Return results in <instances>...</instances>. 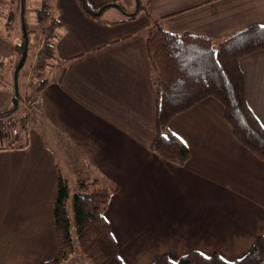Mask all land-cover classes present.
Wrapping results in <instances>:
<instances>
[{"label":"crops","instance_id":"obj_1","mask_svg":"<svg viewBox=\"0 0 264 264\" xmlns=\"http://www.w3.org/2000/svg\"><path fill=\"white\" fill-rule=\"evenodd\" d=\"M86 1L100 14L88 15L79 0H46L42 23L54 55L39 66L54 74L34 91L38 117L16 135L0 129V264H40L55 255L53 202L65 164L52 132L82 155L78 170L115 182L104 216L123 264H151L162 255L177 261L192 251L227 262L243 257L264 236V161L234 138L211 97L168 122L190 152L184 165L150 149L156 92L145 33L157 19L170 32L217 41L264 25V0H139L141 7L137 0ZM114 1V12L99 10ZM16 29L0 22L1 121L9 118L1 113H12L8 101L28 94L15 84L23 35ZM240 69L247 105L264 127V49L242 57ZM75 190L69 188L71 218Z\"/></svg>","mask_w":264,"mask_h":264},{"label":"trees","instance_id":"obj_2","mask_svg":"<svg viewBox=\"0 0 264 264\" xmlns=\"http://www.w3.org/2000/svg\"><path fill=\"white\" fill-rule=\"evenodd\" d=\"M79 2L88 15H95L86 0ZM108 6L112 5L103 4L99 10ZM47 10V2L43 0L41 7L35 10L38 22L48 19ZM24 13L25 7L22 24L28 37L32 30L25 22ZM133 17L134 13L129 14V18ZM15 47L21 56L25 47L23 36ZM145 48L156 92L155 135L150 145L154 153L177 165H184L190 158V152L183 141L170 131L168 122L176 114L211 97L223 106L224 118L234 138L264 161V127L247 105L244 76L240 69L242 57L264 49V25L251 24L216 41L204 34L170 32L154 19L145 33ZM39 54L41 59L54 55L49 42L42 45ZM46 82L45 78L37 81L33 90L40 91ZM1 114L8 116L11 112ZM27 116L17 120L12 117V124L18 122L21 128H25ZM81 173L84 176L77 181V189L72 196V218L67 207L70 195L67 180L64 177L58 179L53 202L56 252L51 259L40 264L66 262L75 251L74 231L79 252L92 264H123L111 225L104 216L116 184L108 177H90ZM151 264H264V236L257 237L248 252L232 262L224 261L216 254L204 256L192 251L177 261L162 255Z\"/></svg>","mask_w":264,"mask_h":264},{"label":"rangeland","instance_id":"obj_3","mask_svg":"<svg viewBox=\"0 0 264 264\" xmlns=\"http://www.w3.org/2000/svg\"><path fill=\"white\" fill-rule=\"evenodd\" d=\"M23 1V6L25 7V13H24V18L27 26L29 29L32 31L29 33L28 38V47H27V57L22 65V67L19 69L15 84L17 88V92L20 94H24L25 92H28L27 95L22 97L19 95L15 96L16 99H14L16 102H14L13 99H10L8 101V106L10 107L12 113L9 114L7 117L12 120V116L15 120L22 118L26 115H28L25 118V123L28 121H31L34 118H37V104L35 103L34 97V90L33 87L37 83V81H40L41 79H47L50 78L53 74H50L49 72H46L42 69H40V66L43 61L42 59H38V51L42 47V45L45 43V41H49L48 39V30L47 26L44 25V23H40L36 19V9L41 7L42 1L43 0H22ZM131 0H118L117 2L123 6L127 5V2ZM144 1V0H142ZM115 3H107L109 5L112 4H117L116 1ZM20 3L21 0H0V22L3 23L4 26H10V28L17 32L16 28H19V30L22 27V22H21V9H20ZM137 4V2H136ZM114 6V5H113ZM115 8L112 6H108L104 9L105 15L107 16V13L114 12ZM24 12V11H23ZM10 16H13V28L12 24H9L8 18ZM20 32V31H19ZM18 34V33H17ZM24 37V32L23 35ZM22 41V40H21ZM18 57L13 60L14 64L13 66L16 68L18 61L20 60L19 54L17 53ZM41 63V64H40ZM2 67L4 69V61H1ZM59 65L63 68L65 66L64 63H59ZM15 68H14V74H15ZM39 69L41 73L37 70ZM0 69V77L1 75H4V71H1ZM26 81H25V79ZM25 82H28L26 85ZM4 117H6L4 114H1ZM37 117H36V116ZM40 115V114H39ZM11 116V117H10ZM41 116V115H40ZM39 116V118H40ZM42 117V116H41ZM43 119V118H42ZM6 120V119H5ZM4 120V121H5ZM41 120V118L39 119ZM44 120V119H43ZM46 122V121H45ZM12 123V122H11ZM46 125L48 127L49 123L46 122ZM7 126L3 132L11 133L12 129L9 125ZM14 128L16 127L19 130H21V126L19 125L18 122L15 124H12ZM53 131V128H52ZM53 135H56L57 138L55 139L57 142L51 143V145L54 148V151L56 152V156L58 158V161L60 164L64 165L62 168V174L63 177L67 180L68 187L74 191V189H77V181L82 178L81 176H84L80 170H78V166L81 165L82 161V155L74 149L70 144L65 141V139L60 136L58 133L52 132ZM13 134V133H12ZM14 135V134H13ZM74 161V162H73ZM79 164V165H78ZM73 196V195H72ZM73 238H74V254L63 264H92L89 259L84 257L80 252L78 248V242L76 239V234L75 231L73 232Z\"/></svg>","mask_w":264,"mask_h":264},{"label":"water","instance_id":"obj_4","mask_svg":"<svg viewBox=\"0 0 264 264\" xmlns=\"http://www.w3.org/2000/svg\"><path fill=\"white\" fill-rule=\"evenodd\" d=\"M137 3H138V0H137ZM23 1L21 0V3H20V9H21V22H23V11H24V6H23ZM95 14H100V11H97ZM22 27L24 29V26L22 24ZM24 49L22 51V54H21V57H20V60L18 61V64L15 68V77H17V74H18V71L19 69L22 67V65L24 64L25 60H26V57H27V47H28V38H27V35L24 33ZM16 102V101H14Z\"/></svg>","mask_w":264,"mask_h":264},{"label":"built area","instance_id":"obj_5","mask_svg":"<svg viewBox=\"0 0 264 264\" xmlns=\"http://www.w3.org/2000/svg\"><path fill=\"white\" fill-rule=\"evenodd\" d=\"M46 43H48V41H45L44 44H46ZM44 44H43V45H44ZM40 49H41V48H40ZM40 49H39V50H40ZM40 56H41V55L39 54V55H38V59L40 58ZM5 119H6V118H5ZM5 119H4V120H5ZM4 120H3V121L0 120V129H1V130H4V129L7 127V126H5V125H9V126L11 127V129H12V133H13L14 135H16V134L19 133V131H18V129H17L16 127L14 128L13 126H11V125H12V123H11L12 120H11V119L8 118V119H6L5 121H4Z\"/></svg>","mask_w":264,"mask_h":264}]
</instances>
